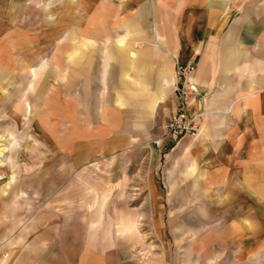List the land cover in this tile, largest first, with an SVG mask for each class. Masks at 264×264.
Listing matches in <instances>:
<instances>
[{"label":"rangeland","instance_id":"obj_1","mask_svg":"<svg viewBox=\"0 0 264 264\" xmlns=\"http://www.w3.org/2000/svg\"><path fill=\"white\" fill-rule=\"evenodd\" d=\"M116 1L0 0V264H264L263 102L245 115L225 109L211 145L197 138L204 111L192 114L193 134L173 140L164 131L171 100L142 99L154 86L139 68L148 53L134 51L121 68L134 67L142 95L114 100L110 59L102 99L85 100V58L75 54L84 44L143 43L129 35L132 20H116ZM257 1L235 5L222 31ZM100 4L114 19L104 31L123 36H97ZM257 21L237 42L254 63L249 43L264 44ZM155 54L167 70L166 54Z\"/></svg>","mask_w":264,"mask_h":264},{"label":"crops","instance_id":"obj_2","mask_svg":"<svg viewBox=\"0 0 264 264\" xmlns=\"http://www.w3.org/2000/svg\"><path fill=\"white\" fill-rule=\"evenodd\" d=\"M249 4L253 6L252 0H238L237 3H234V0L116 1L115 9L118 11L116 14L119 17L116 20L120 23L124 20H132L130 28L132 33L129 35L137 38L138 41H143V43L142 45H133L130 48L128 46L126 48L122 39H117L116 44H109V46L97 44L87 48L84 44V50L75 53L79 56L83 55L85 58L83 68L84 74H86L84 76V99L89 100L92 94L98 96L99 100L102 99V90L107 85L105 72L110 59L114 60V64L110 66V69L112 68L111 72H109L111 73L109 79L115 87H113L114 100L124 101L126 99L127 101L132 94L135 95L134 97H140L142 95L140 86L146 83L140 80L139 74H135L134 67L131 68V73L126 72L125 69L122 70L121 67H129L130 65V61L125 60V52L148 53L147 59L139 64V68L144 70L143 73L148 74L150 82H153L154 90L147 94L148 96L146 95V99L145 96L141 97L143 100L150 99L151 101L162 102L169 96L171 100L169 112L174 113L176 109L173 94L174 68L176 65L183 66L194 62L196 68L192 73V81L197 84L200 96L191 101L190 111L191 114L202 111L208 113L206 124L200 128L197 138L202 145H206V143L211 145L220 133L221 126L217 118L229 106L237 104L233 111L235 116H238L242 111L245 115V109H255V103L259 105V108L260 101L263 102L264 109V101L261 100L264 94V66L262 64L264 62V44H259L258 41L260 40H252L249 43V46L251 45L250 52L253 51L254 54L260 56L257 63L250 60L253 57L251 55L248 57L247 48L242 51L239 48L240 44H237L239 40H248L252 37V23L257 18H259V23L257 21L256 24L262 27L264 23V0L256 2V6H260L261 11L256 6L251 7L252 9L250 8L234 20L232 27H229L226 33L222 31L225 30L231 16L235 13L233 9L235 5H244L245 8ZM100 6L99 12L96 14L98 19L93 18L96 21L94 26L99 31L97 36L116 37L120 35L115 31H104L103 22H111L114 19L113 14L108 10H105L108 12L104 11L103 4H100ZM236 10L239 11L240 9ZM255 16L257 17L255 18ZM262 37L264 38V34ZM137 46L141 49H137ZM257 47L260 49L258 52L255 50ZM221 51L222 57H224L220 64L216 53H221ZM155 52L166 54L167 70L165 67H158L157 61L154 60V58L156 59ZM97 54L100 55L101 60L94 59ZM57 58L56 49L52 58L55 65ZM79 59L72 58V62L79 63ZM90 77L93 78L92 81ZM46 78V76H39L35 85L45 84ZM130 78L132 81H129ZM88 79L90 80L89 83ZM118 80H122L121 83H124L126 87L120 86V83H117ZM123 93H125L124 99L121 95ZM128 93H130V96H127ZM146 104L148 107L151 105L149 102H146ZM154 106L155 104H152L153 108ZM255 113L253 112V114ZM28 148L31 154L36 149V147L31 148V146ZM29 156L31 155L29 154ZM239 182L242 189H244V183ZM4 191H6V187L3 189ZM65 250L73 252V245H68ZM20 255L24 254L20 253ZM84 258H86V254H84ZM83 264H88V261L85 260Z\"/></svg>","mask_w":264,"mask_h":264},{"label":"built area","instance_id":"obj_3","mask_svg":"<svg viewBox=\"0 0 264 264\" xmlns=\"http://www.w3.org/2000/svg\"><path fill=\"white\" fill-rule=\"evenodd\" d=\"M191 72L192 65H178L174 70L176 110L164 126L166 137L173 140L182 135L193 134L198 127L199 117L193 116L188 110L191 99L197 93L196 84L189 79ZM155 144L158 145V142Z\"/></svg>","mask_w":264,"mask_h":264}]
</instances>
